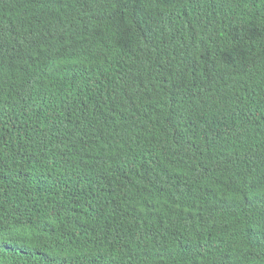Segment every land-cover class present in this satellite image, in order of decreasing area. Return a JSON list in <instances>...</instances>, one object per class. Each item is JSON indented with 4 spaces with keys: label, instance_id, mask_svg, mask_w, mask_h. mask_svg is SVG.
Wrapping results in <instances>:
<instances>
[{
    "label": "trees",
    "instance_id": "1",
    "mask_svg": "<svg viewBox=\"0 0 264 264\" xmlns=\"http://www.w3.org/2000/svg\"><path fill=\"white\" fill-rule=\"evenodd\" d=\"M0 264H264V0H0Z\"/></svg>",
    "mask_w": 264,
    "mask_h": 264
},
{
    "label": "clouds",
    "instance_id": "2",
    "mask_svg": "<svg viewBox=\"0 0 264 264\" xmlns=\"http://www.w3.org/2000/svg\"><path fill=\"white\" fill-rule=\"evenodd\" d=\"M230 50H232V42L227 46ZM212 57H215L220 63V71L217 75L219 77L223 73H225L231 66L233 62V58L227 50L219 49L216 53H213ZM239 64L241 62L237 61Z\"/></svg>",
    "mask_w": 264,
    "mask_h": 264
}]
</instances>
